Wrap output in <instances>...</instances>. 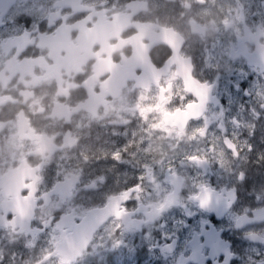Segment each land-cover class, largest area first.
<instances>
[{"label": "flooded vegetation", "instance_id": "af4514ba", "mask_svg": "<svg viewBox=\"0 0 264 264\" xmlns=\"http://www.w3.org/2000/svg\"><path fill=\"white\" fill-rule=\"evenodd\" d=\"M197 97L207 105L185 121ZM98 153L112 168L88 182ZM140 159L165 163L157 203L137 166L125 173ZM63 166L75 170L61 177ZM15 171L0 182V230L30 245L50 237L48 260L61 263L55 245L71 226L109 208L84 255L105 231L102 241L145 234L156 260L264 264V0H0V179ZM31 192L35 238L1 209ZM177 192L179 207L157 216ZM180 210L221 219L211 247L168 239Z\"/></svg>", "mask_w": 264, "mask_h": 264}, {"label": "rangeland", "instance_id": "374dc122", "mask_svg": "<svg viewBox=\"0 0 264 264\" xmlns=\"http://www.w3.org/2000/svg\"><path fill=\"white\" fill-rule=\"evenodd\" d=\"M255 123H259L255 120ZM255 126V125H254ZM258 127V126H257ZM158 140L163 138L164 141L168 139L165 132L158 130ZM177 141V138H174ZM143 153H141L142 156ZM140 156V157H141ZM96 167L87 166L83 169H86V172L90 174L88 182L97 181L100 179L102 174L95 175L91 177V174H95V168L100 171L104 168H112V163L108 160H111L105 155V153H98L95 156ZM170 159V158H168ZM140 165L132 164L131 161L125 160V173L137 172L139 168L140 175L138 177L140 180L138 182L142 183L143 192H146L149 195V201L157 203L162 195L166 192L167 188L164 184V174L167 172L165 169V163H160L158 169H150V166L143 162L142 159L139 160ZM71 166H63L58 172L59 176L67 175L69 172H73ZM75 203V202H72ZM83 209V206L80 207ZM175 214L170 215L168 219L179 220L180 223H183L185 220L184 212L178 211ZM129 219V216L126 217ZM182 225L179 228L172 226L171 229L173 232L168 236V239L174 238L175 240L180 239L181 251L184 249L185 244V235H182ZM105 233V231H104ZM104 233L100 239L92 246V249L89 255H85L82 260L77 264H80L84 260H95L101 264H128L129 261H132V264H135L133 255L140 248L147 249V259L145 264H152L156 261H160L161 264H180L179 260L176 257H169L167 260H156L157 257L161 256L159 250L150 242L148 237L145 234H131L122 233L119 238L111 241L107 238L103 240ZM50 237H43L38 239L33 245H30L28 241L23 238H18L9 232L0 230V264H36L40 259L45 257V254L50 249ZM36 250V254L39 250L40 253L35 257L32 250ZM36 259V260H35ZM39 259V260H38ZM46 264H61L59 260H51ZM156 264V263H154Z\"/></svg>", "mask_w": 264, "mask_h": 264}, {"label": "water", "instance_id": "95a60500", "mask_svg": "<svg viewBox=\"0 0 264 264\" xmlns=\"http://www.w3.org/2000/svg\"><path fill=\"white\" fill-rule=\"evenodd\" d=\"M197 99H198L197 101L198 104L194 106L192 109H188V113H190L191 115L187 116L185 114L186 116L185 121L190 117L191 118L199 117V113H201V111L203 110L204 105L206 106L205 104L206 102H204L202 98L197 97ZM198 108H201L199 112L197 111ZM171 117L177 120L182 119L181 113H177ZM20 176L21 173L19 171H15L1 178L0 182L3 180H9L12 179L13 177H20ZM68 182H69L68 180H65L64 182L57 184L56 190L52 194L55 195V193H60V191H63V189L68 186ZM68 191L70 193V190ZM30 197H32V192L29 195V198L25 201H21L18 198L13 197L7 203V207L6 208L1 207V209L4 212L10 211L15 215H17V218L16 219L14 218L15 220H13L14 221L13 228L18 229L17 235L23 234L25 237L30 236L31 238H34L35 236L41 234L42 231H37V232L30 231V224L32 222V215L34 212V207H33L34 204H32L33 202L30 201ZM172 201H173L172 199H168L167 202L165 203V206L157 212V215H159L161 212H165L170 207L173 206L177 207V204H175ZM22 208L26 209L25 211H27L29 214L25 218L19 216V214L22 215L23 213ZM108 209L109 208L90 211L87 214V216L81 221V223H79L76 226L75 225L71 226L72 227L71 234H62L60 236L58 243L55 245L54 253L55 255H58L62 259L60 260L62 264H76V262L78 261L77 259H79L81 255L88 249L89 243L91 242L93 235L107 219L108 216L106 215V213ZM22 220L24 221V223H21ZM122 220L126 229L128 230H131L133 226H135L133 224L130 225L128 221L124 220V218ZM50 257L51 256H48L47 258L41 260L36 264L46 263Z\"/></svg>", "mask_w": 264, "mask_h": 264}, {"label": "snow or ice", "instance_id": "6c2138e0", "mask_svg": "<svg viewBox=\"0 0 264 264\" xmlns=\"http://www.w3.org/2000/svg\"><path fill=\"white\" fill-rule=\"evenodd\" d=\"M247 85L242 83L239 85L240 88H244ZM221 224V219L215 214H209L207 219H201L200 216L188 215L187 218L183 221L182 235H188L190 237L191 243L194 246L209 248L213 245L215 240L216 229ZM219 236L224 239H229L226 232L221 231ZM230 242H234L231 241ZM135 264H145L147 259V249L140 248L133 255ZM115 264V262H113ZM128 264H132V261H129ZM208 264H213L211 259L208 260Z\"/></svg>", "mask_w": 264, "mask_h": 264}, {"label": "trees", "instance_id": "16d2710c", "mask_svg": "<svg viewBox=\"0 0 264 264\" xmlns=\"http://www.w3.org/2000/svg\"><path fill=\"white\" fill-rule=\"evenodd\" d=\"M80 264H101V263H98L95 260H84Z\"/></svg>", "mask_w": 264, "mask_h": 264}]
</instances>
